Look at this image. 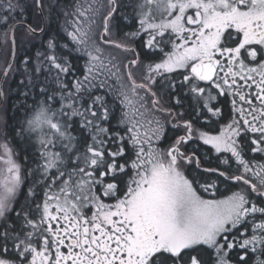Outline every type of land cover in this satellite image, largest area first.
Masks as SVG:
<instances>
[{"label": "snow or ice", "instance_id": "1", "mask_svg": "<svg viewBox=\"0 0 264 264\" xmlns=\"http://www.w3.org/2000/svg\"><path fill=\"white\" fill-rule=\"evenodd\" d=\"M0 44V264H264V0H0Z\"/></svg>", "mask_w": 264, "mask_h": 264}, {"label": "trees", "instance_id": "2", "mask_svg": "<svg viewBox=\"0 0 264 264\" xmlns=\"http://www.w3.org/2000/svg\"><path fill=\"white\" fill-rule=\"evenodd\" d=\"M9 56H10V53H9ZM4 57H5V51H4V48H3V45L0 44V64L3 63V60H4ZM18 79V77H17ZM15 83V80L13 81V84ZM14 113H9V116L13 115ZM213 165H214V161H213ZM220 194H223V195H228L230 194V192L228 191L227 187L226 186H221L220 188V193H218V195ZM222 198V196H221Z\"/></svg>", "mask_w": 264, "mask_h": 264}]
</instances>
